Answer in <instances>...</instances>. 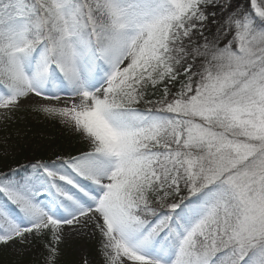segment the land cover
Wrapping results in <instances>:
<instances>
[{"label":"snow or ice","instance_id":"1","mask_svg":"<svg viewBox=\"0 0 264 264\" xmlns=\"http://www.w3.org/2000/svg\"><path fill=\"white\" fill-rule=\"evenodd\" d=\"M26 103L87 149L0 171V245L264 264V0H0V123Z\"/></svg>","mask_w":264,"mask_h":264},{"label":"rangeland","instance_id":"2","mask_svg":"<svg viewBox=\"0 0 264 264\" xmlns=\"http://www.w3.org/2000/svg\"><path fill=\"white\" fill-rule=\"evenodd\" d=\"M33 102L42 101L40 98L34 97ZM58 128L61 132L78 140L81 144L78 152L87 149L84 139L73 131L72 128L62 123L59 117H50L43 113H38L32 109L30 104L26 103L7 124L0 123V158L16 162L18 156H21L25 152L22 150L23 148H30L29 152L33 150L38 151L39 149L55 153L60 152L57 148L56 136L52 131ZM49 158L55 157H47V159ZM24 162L22 164L14 163L11 168L28 165L26 161ZM40 244H42L40 241H35L27 248H22L19 244L5 247L7 248V252L12 256L14 264H28L33 255L38 253V251L40 252L41 250L39 255H42V257L45 254L44 247L42 246L40 249ZM60 247L62 249L60 264H81L84 259H87L89 264H102L98 236L80 235L70 237L65 239Z\"/></svg>","mask_w":264,"mask_h":264},{"label":"trees","instance_id":"3","mask_svg":"<svg viewBox=\"0 0 264 264\" xmlns=\"http://www.w3.org/2000/svg\"><path fill=\"white\" fill-rule=\"evenodd\" d=\"M241 3H243V0H241ZM52 131L56 136V144L58 145L57 148L60 152L55 153L45 149H39L38 151L33 150L29 152L28 150H30V148H23L22 150L25 152L21 154V156H18L16 162H12L9 159L0 158V171H6L7 169L11 168L14 163L22 164L24 161H26V164H29L38 159H47V157H55L56 155L60 154L74 155L78 152V149L81 148V144L76 138H71L68 134L61 132L59 128ZM42 246L43 244H40V249ZM40 252L38 251V253L34 254L28 264H43V257L42 255H39ZM12 259V256L7 252V248L3 245H0V264H14Z\"/></svg>","mask_w":264,"mask_h":264}]
</instances>
